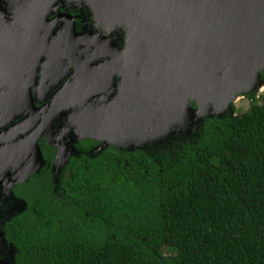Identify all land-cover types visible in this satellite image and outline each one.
Segmentation results:
<instances>
[{
    "label": "trees",
    "instance_id": "trees-1",
    "mask_svg": "<svg viewBox=\"0 0 264 264\" xmlns=\"http://www.w3.org/2000/svg\"><path fill=\"white\" fill-rule=\"evenodd\" d=\"M246 98L239 116H198L125 150L93 147L58 193L33 184L26 213L4 227L11 262L264 264V94Z\"/></svg>",
    "mask_w": 264,
    "mask_h": 264
},
{
    "label": "flooded vegetation",
    "instance_id": "flooded-vegetation-1",
    "mask_svg": "<svg viewBox=\"0 0 264 264\" xmlns=\"http://www.w3.org/2000/svg\"><path fill=\"white\" fill-rule=\"evenodd\" d=\"M17 1L0 0V264H14L2 238L29 208L23 194L37 183L58 193L71 162L93 147L135 143L119 132L124 113L156 108L172 79L156 80V62H181L183 45L200 41L199 26L194 34L190 15L171 11L170 0ZM175 16L183 21L174 32ZM189 105L198 107L195 98Z\"/></svg>",
    "mask_w": 264,
    "mask_h": 264
},
{
    "label": "water",
    "instance_id": "water-1",
    "mask_svg": "<svg viewBox=\"0 0 264 264\" xmlns=\"http://www.w3.org/2000/svg\"><path fill=\"white\" fill-rule=\"evenodd\" d=\"M13 2L15 6L20 4ZM169 9L190 15L191 31L196 34L199 26L200 41L194 39L183 45L179 50L181 62L175 58L163 65L156 62L157 68H163L156 80L161 74L172 79L164 78L167 88L157 98L156 108L155 104L146 105L142 111L134 108L124 113L119 132L126 138V146L154 140L174 124L195 122L198 116L236 115L232 107L237 101L247 93L257 91L259 95L264 91V0H170ZM173 20L175 32V21L183 19L175 16ZM167 90L172 99L169 96L168 109L160 112ZM190 98L196 99V109L190 107ZM149 108L153 117L145 115ZM95 136L93 133L90 137Z\"/></svg>",
    "mask_w": 264,
    "mask_h": 264
},
{
    "label": "rangeland",
    "instance_id": "rangeland-1",
    "mask_svg": "<svg viewBox=\"0 0 264 264\" xmlns=\"http://www.w3.org/2000/svg\"><path fill=\"white\" fill-rule=\"evenodd\" d=\"M261 94H264V91L260 92L259 95ZM250 106H251V103L250 101L245 97L243 99H240L239 101H237V103H235V108H236V111H235V114L237 116L245 113L246 111H248L250 109ZM172 252H170L169 250L166 251V254H170Z\"/></svg>",
    "mask_w": 264,
    "mask_h": 264
}]
</instances>
